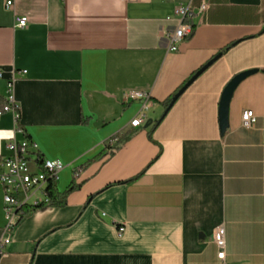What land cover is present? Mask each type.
<instances>
[{
    "label": "crops",
    "instance_id": "1",
    "mask_svg": "<svg viewBox=\"0 0 264 264\" xmlns=\"http://www.w3.org/2000/svg\"><path fill=\"white\" fill-rule=\"evenodd\" d=\"M5 1L0 97L20 117L0 113V156L27 140L64 165L57 192L75 188L15 224L0 264H264V0H209L174 52L163 32L185 0ZM245 71L222 131L223 90ZM133 90L150 94L138 127ZM5 225L0 184V237Z\"/></svg>",
    "mask_w": 264,
    "mask_h": 264
},
{
    "label": "built area",
    "instance_id": "2",
    "mask_svg": "<svg viewBox=\"0 0 264 264\" xmlns=\"http://www.w3.org/2000/svg\"><path fill=\"white\" fill-rule=\"evenodd\" d=\"M128 1V0H124ZM13 4L12 0L5 1V8H10ZM210 7L209 0H199L198 5H194V0H185L174 7L173 15L178 17V23L173 32H163V37L168 41V51L174 52L177 50L178 44L187 36L193 29L192 17L195 11L202 14ZM167 20L170 16L166 17ZM16 25L23 27L27 23L26 17H17ZM0 68V78L2 77ZM25 71H21V75ZM16 79V74L13 73L7 83L9 88H12ZM126 99L141 101V108L136 115L131 119L129 125L138 127L146 120L145 110L148 108L150 94L146 91L133 90L125 95ZM6 103L2 110L13 115V119L18 121L20 117L19 103L14 99L10 92L5 98ZM253 122V112L245 110L241 113V125L243 127H251ZM16 131H19L18 129ZM116 138L109 140L110 145L114 143ZM6 148L8 153L0 156V184L3 189V207L6 216V225L3 229V234L0 237V259L6 256V246L10 242L9 234L12 232L15 224L22 214V207L37 206L47 201L46 187L50 180L54 181L57 178L58 172L64 167L59 161L40 160L36 155L35 145L27 140L17 141L11 138ZM32 149L36 155L35 160H32L30 155ZM32 162L35 166L32 167ZM78 168L75 175H78ZM118 233L123 231V227H118ZM213 241L218 248L217 258L223 260L225 257V229L223 225H219L213 232Z\"/></svg>",
    "mask_w": 264,
    "mask_h": 264
},
{
    "label": "water",
    "instance_id": "3",
    "mask_svg": "<svg viewBox=\"0 0 264 264\" xmlns=\"http://www.w3.org/2000/svg\"><path fill=\"white\" fill-rule=\"evenodd\" d=\"M198 72H200V71H198ZM197 73L192 78H194L197 75ZM249 73H250V71H245V72H242V73L237 74L236 76H234L229 81V83L225 86V88L223 90V93H222V96H221V100H220V107H219L220 127H221V130L222 131H224L226 129V127H227V109H228V103H229L231 94H232L234 88L236 87V85L244 77H246ZM179 92L174 95V97L172 98V100L170 101V103L176 98V96L179 94ZM147 126H148V124L146 123L145 124V127H147Z\"/></svg>",
    "mask_w": 264,
    "mask_h": 264
},
{
    "label": "trees",
    "instance_id": "4",
    "mask_svg": "<svg viewBox=\"0 0 264 264\" xmlns=\"http://www.w3.org/2000/svg\"><path fill=\"white\" fill-rule=\"evenodd\" d=\"M6 103L5 99L1 98L0 97V113L3 112L2 108L4 106V104ZM75 188L74 184H70L67 189L62 193V194H59L54 186V181L50 180L48 182V185L46 187V194H47V201L44 202V203H41L37 206H25V207H22L21 210H22V214L19 218V220L30 210V209H35V208H38V207H41V206H44V205H47V206H51V205H57V204H63L64 203V199H65V196ZM18 220V221H19ZM17 221V222H18Z\"/></svg>",
    "mask_w": 264,
    "mask_h": 264
}]
</instances>
